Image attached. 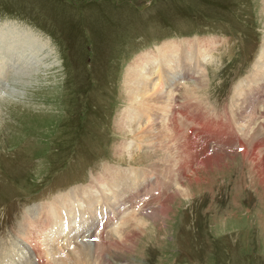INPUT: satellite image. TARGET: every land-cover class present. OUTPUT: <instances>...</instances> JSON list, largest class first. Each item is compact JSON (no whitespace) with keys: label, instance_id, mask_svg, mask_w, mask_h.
<instances>
[{"label":"rangeland","instance_id":"374dc122","mask_svg":"<svg viewBox=\"0 0 264 264\" xmlns=\"http://www.w3.org/2000/svg\"><path fill=\"white\" fill-rule=\"evenodd\" d=\"M9 28L51 57L35 72L16 57L0 75V264L49 261L48 206L86 190L100 211L99 194L122 188L121 181L101 188L116 169L143 172L147 181L111 198L114 211L97 214L102 232L93 234L97 217L90 230L56 238V253L78 247L82 264H264V70L252 107L243 99L247 85L235 96L264 53L263 0H0V33ZM162 46L178 53L196 46L201 59L164 84L169 101L149 106L154 127L146 117L133 125L158 135L163 104L186 120L177 142L161 128L162 146L152 148L120 129L118 118L137 103L127 97L126 73L139 58L154 65ZM216 122L222 126L204 131ZM124 142L136 149L123 151ZM214 152L228 155L204 163Z\"/></svg>","mask_w":264,"mask_h":264},{"label":"bare ground","instance_id":"6f19581e","mask_svg":"<svg viewBox=\"0 0 264 264\" xmlns=\"http://www.w3.org/2000/svg\"><path fill=\"white\" fill-rule=\"evenodd\" d=\"M24 38L25 37L18 36L16 32L10 31V28H9V30H6L4 32L2 31L0 33V63H2V65H0V67H1L0 68V75H3L2 74L3 73L2 67H4L5 64H10V63L14 64L16 62L15 61L16 57H19V59L21 60V61H19V59H17L18 63H20V64L17 63V66H21V65L25 64V66H23V67H25L27 69L33 67L34 72L38 70L40 65H42V60L44 58H46L47 56L51 57V53H50V55H46V53L45 54L43 53V54H41L42 58L39 57L41 47H40V49L36 50L38 48V46H36L37 44L33 43L30 46L28 43L25 42ZM177 45L180 47V51L182 50V52L185 51L184 48H186L188 46V44L186 45L184 43H182L181 45L180 44H177ZM178 46H177V49H179ZM172 47L167 48L165 46H162L160 48V50H158V52H156L157 55L154 58L155 61H153L154 65L152 63L153 67L151 65V67H148V69L145 68V65L142 64V59L139 58V60H140L139 63H136V66L131 68L126 73V78L124 80L125 88H126L125 90L127 91V97H129L128 99H131V100L136 99L133 101H136L137 103L136 104L131 103L130 105H128V107L126 109H124L123 113L118 118L119 119L118 120V127L120 129H128V131H130V133L132 134V137L137 138L135 140H137L139 142V144H144V145L148 144L147 146L148 147L150 146L152 148H155L154 145L157 143H158L157 144L158 147L162 146V144H159L161 142L160 140L164 139L163 138L164 135H162V134L160 135V133H159V130L161 128L162 129L165 128V129L171 131V134H169V136H167L165 138H171V139L174 138L176 140V142L179 139L178 135L184 134L182 132V128H183V124L186 120L185 121L179 120L180 117H175V115H176L175 112H173L171 110V108L168 104H166V105L163 104L164 105L163 107L159 106V105L162 104L161 103L162 99H165V100H163V103H165V101L166 102L169 101V99H168L169 94L167 92V89L165 90L164 84L166 83L167 85H169L171 87L173 85L172 81H174V83H176V81H178L177 80L178 76L181 75V73L184 71V69H188V70L192 69L193 70L195 67H197L198 64H200V59H201V58H199V57H201V53L199 52L200 49H194V47H196V46L192 47L193 48L192 51L187 50L184 53H178L176 51V49H174ZM33 49H35V51H36V52H34L36 56L31 55L33 53L32 52ZM144 58L146 59L145 63L148 66L149 58L147 56ZM176 61H177V63H176ZM194 63H196V66ZM177 64L179 67L177 66ZM256 65L257 66L255 67L254 71H252L246 79L241 80L239 82V84L236 86L235 96L240 93V91L244 85L248 86L246 88V90H244L242 92L243 94L245 93V97L243 99H245V102L246 101L248 102L246 104V109H247V106L249 107L252 104V101H254V99L257 98L255 91L257 90V88L260 87V81H262L261 75L263 74V70H264V53L261 54L259 63H257ZM154 67H155V69H154ZM258 67L260 68V70L258 69ZM150 68H152V69H150ZM22 70H23V68H22ZM150 70H154L156 75L158 74L156 81H154L151 78ZM189 71H191V70H189ZM22 72L25 73V71H22ZM192 72H194V71H192ZM194 73H196V72H194ZM0 78H2L1 80H3V76ZM179 82H180V80H179ZM0 83H2V82H0ZM197 83H198V81H197ZM2 84H0V90L3 88L1 86ZM195 86H196V84L194 83L193 85L189 86V88L184 91L186 93L187 99L192 98L193 95L195 94ZM263 88H264V86H263ZM1 91H0V94H1ZM155 103H159L156 111L157 112L159 111L160 115H158V118H159V116L161 118V121H160L161 125L158 127V130H157L158 135H154L153 131H151V129H149V126L146 124H145L146 126L143 125V127L139 128V130L134 129L133 125L138 123V122H141L142 117H146L147 122H148V119L149 120L151 119L152 125H153V123H155V119H153L154 117L148 118L150 115V114L148 115V111L152 110L150 108H153V107L149 108V106L151 104L153 105ZM252 106L253 105H251L250 107H252ZM262 107H264V104ZM251 109L253 110V108H251ZM166 115H167V117H166ZM231 120H232V118H231ZM227 124L228 123H226V125ZM207 125L210 126V123H208ZM214 126L221 127L222 123L221 122L213 123L210 127L204 128V131L212 130V128ZM153 127H154V125H153ZM253 129L254 128H252V130ZM190 130H188V132H190ZM223 130H224V128H223ZM193 131H195V130H193ZM201 132H203V131H201ZM219 133H220L221 137H223V138H217L216 140L218 142H224L225 137L221 134V132H219ZM199 136H200V134L197 137H199ZM185 137L187 138L186 144L189 148L191 145H193L194 142L192 139H188V135ZM159 138H160V140L157 141V139H159ZM226 138H228V137H226ZM230 138H233V137L231 136ZM150 139H153V141ZM130 143H125V142L123 143V148L125 147L123 151L131 153L132 149H136L135 145L131 144L129 146ZM197 143H198V141H197ZM242 143H243V141H242ZM242 143L239 142L237 145L238 146H240V145L244 146L245 144H242ZM262 143H259V144H262ZM194 145H195V143H194ZM202 145H203V142H202ZM123 148H121V150ZM255 148L256 147L252 146L251 154H254ZM242 152L247 153L245 148L242 149ZM214 153L215 154L208 155L205 158L204 163H207L210 160H215L216 157L228 155L224 152H220V153L214 152ZM182 170H184V169H182ZM134 171L135 172H133V170L121 171L120 169L109 171L108 176H106L107 180H108L107 185H102V186L99 185V186H101L102 189L108 185H110V186H112V185L116 186L117 185L119 187L120 184L118 185V183H120V181H121L122 184L120 186H122V188L119 192L116 191V192L112 193V196H108V194H106V195L99 194V198H102L104 201L102 206H99L100 205L99 203H98L99 205H96V206H98V209L100 211H97V209L94 206V203L97 200L94 201L89 196V192L84 190V189H88L89 187L81 189V190L85 191V192L83 191L84 194L81 193L82 195H80L79 192L77 191V195L80 197L79 200H77L75 196H72L74 190L63 195V196H59V197L54 199V201H53L54 205L48 206L49 207L48 211H50V212H48V217H47L52 222V225L50 227L51 233H49L48 235L42 234L43 239H44L43 245L44 246L46 245V250L48 252L47 254L49 256V261H45V262H43V264H82L85 262L84 260H82V258L80 260H78V258L80 256V250L78 247L72 253L64 254L63 251H62V253H59V252L56 253L57 249L52 248V247H55V246H53L54 240L60 236H63V239L71 238L72 237L71 233L73 234L75 232H81L82 230L87 229L89 227V225L93 222V220H95V219L97 220V217H98L97 214L98 213L102 214L104 211L105 215H106L107 214L106 212L108 210L113 212L114 211V209H113L114 205L111 201V198L115 197L116 202L121 200V199H125L124 193H126L127 191L124 190V188H125L124 185H126L127 190H129L131 187H136V186L142 184L144 181H147V180H145L146 175L143 176L144 175L143 172L139 171L137 173L136 170H134ZM168 171H169V169H168ZM181 174H182V172H181ZM262 174H263V172H262ZM133 177H134V179H133ZM139 177H141V179ZM135 178L138 179L137 182H135ZM178 187H179V185H178ZM122 190H124V191H122ZM182 192L186 193V189L181 190L180 193H182ZM83 196H84V200H83ZM167 203H168V201H167ZM167 203H166V205H168ZM153 210H155V208L151 209V211H153ZM95 211H96V214H94ZM102 217H103V215L101 216V218ZM155 217H156V215H155ZM99 219H100V216L98 217V220ZM139 219H141V216ZM135 220H137V221L135 222V224L132 228L135 227V229H140V224L142 225L143 222L138 220V219H135ZM103 222L105 223V220H103ZM136 232L138 233V230ZM80 240H82V239H80ZM52 250H55L54 253L52 252ZM39 252H41V251H39ZM0 258H1V252H0ZM84 258L88 259V257H84ZM85 264H87V263H85ZM89 264H92V263H89Z\"/></svg>","mask_w":264,"mask_h":264}]
</instances>
